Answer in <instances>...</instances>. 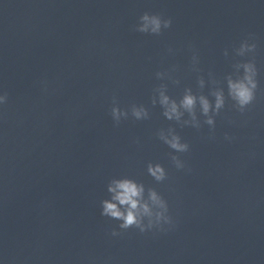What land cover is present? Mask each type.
Returning a JSON list of instances; mask_svg holds the SVG:
<instances>
[{"label": "water", "instance_id": "1", "mask_svg": "<svg viewBox=\"0 0 264 264\" xmlns=\"http://www.w3.org/2000/svg\"><path fill=\"white\" fill-rule=\"evenodd\" d=\"M263 26L264 0H0V148Z\"/></svg>", "mask_w": 264, "mask_h": 264}, {"label": "clouds", "instance_id": "2", "mask_svg": "<svg viewBox=\"0 0 264 264\" xmlns=\"http://www.w3.org/2000/svg\"><path fill=\"white\" fill-rule=\"evenodd\" d=\"M140 21L142 22L139 26H135V30L141 33H149L153 35H160L162 33V28L167 29L171 27L172 21L171 19H164L159 14H150L145 12L140 16ZM247 71H251V67L249 65H245ZM248 81V84H251V87L244 82L233 83L229 81L230 91L233 98L240 104L245 105L254 98L253 89L256 87V84L251 80V77H245ZM7 97V94H4ZM195 97L192 95H186L182 101V105L185 109L191 111L195 105ZM153 105L155 104V100H152ZM200 103L203 108V112L207 115L209 111V102L204 97H200ZM162 105H168L169 99L167 96H163L161 100ZM224 104L223 97L220 94L216 96V109L219 110ZM132 115L137 120L148 119L149 112L147 108L143 105L137 107L136 104L131 106ZM111 115L114 117L116 124H119V117L124 115L127 117V111L121 112V109L118 107H113L111 109ZM163 115L171 121L173 117L177 120L180 118V113L177 111V105L175 102L171 103L170 108L163 112ZM208 124H213V120L209 118L207 120ZM159 139H162L163 142L168 145V147L176 152H188L189 145L188 143H181V137L178 134H174L171 139L161 135ZM171 159L175 162L177 157L172 156ZM149 173L155 177L158 181L163 180L165 178L164 168L157 164L153 167L151 164L148 167ZM114 187H109V192L114 193L112 196V200H104L103 203V211L102 215L110 216L112 218L122 220L123 223L120 225L122 228H130L134 225L139 226L141 223V215H151L150 209L148 205L141 204L139 201V197L142 194L143 188L142 186H138L135 182L124 179L114 182ZM151 199L154 202H159L157 195L155 192L151 193ZM125 207V211H121V207ZM143 231V229H141Z\"/></svg>", "mask_w": 264, "mask_h": 264}]
</instances>
